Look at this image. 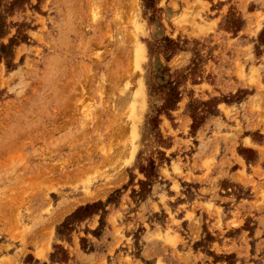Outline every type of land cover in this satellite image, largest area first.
I'll list each match as a JSON object with an SVG mask.
<instances>
[{
  "label": "rangeland",
  "instance_id": "rangeland-1",
  "mask_svg": "<svg viewBox=\"0 0 264 264\" xmlns=\"http://www.w3.org/2000/svg\"><path fill=\"white\" fill-rule=\"evenodd\" d=\"M0 264H264V0H0Z\"/></svg>",
  "mask_w": 264,
  "mask_h": 264
}]
</instances>
